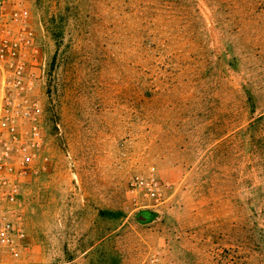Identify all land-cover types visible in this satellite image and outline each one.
Wrapping results in <instances>:
<instances>
[{
    "label": "rangeland",
    "instance_id": "1",
    "mask_svg": "<svg viewBox=\"0 0 264 264\" xmlns=\"http://www.w3.org/2000/svg\"><path fill=\"white\" fill-rule=\"evenodd\" d=\"M0 30L41 108L21 264H264V9L0 0Z\"/></svg>",
    "mask_w": 264,
    "mask_h": 264
},
{
    "label": "built area",
    "instance_id": "2",
    "mask_svg": "<svg viewBox=\"0 0 264 264\" xmlns=\"http://www.w3.org/2000/svg\"><path fill=\"white\" fill-rule=\"evenodd\" d=\"M32 38L30 30L19 35L0 30V264H21L17 249L26 237L13 215L43 143L41 108L26 95L31 87L25 56ZM22 120L28 121L25 129ZM134 184L153 190L156 183L138 179Z\"/></svg>",
    "mask_w": 264,
    "mask_h": 264
},
{
    "label": "trees",
    "instance_id": "3",
    "mask_svg": "<svg viewBox=\"0 0 264 264\" xmlns=\"http://www.w3.org/2000/svg\"><path fill=\"white\" fill-rule=\"evenodd\" d=\"M248 2L254 4L259 9H264V0H248Z\"/></svg>",
    "mask_w": 264,
    "mask_h": 264
}]
</instances>
